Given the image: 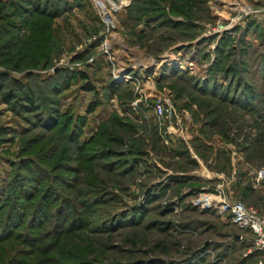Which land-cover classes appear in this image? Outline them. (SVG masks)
I'll list each match as a JSON object with an SVG mask.
<instances>
[{"label": "rangeland", "instance_id": "374dc122", "mask_svg": "<svg viewBox=\"0 0 264 264\" xmlns=\"http://www.w3.org/2000/svg\"><path fill=\"white\" fill-rule=\"evenodd\" d=\"M98 1L0 0V264H264L208 206L264 213V0H131L110 31ZM237 67L251 103L220 94ZM166 93L180 124L154 114Z\"/></svg>", "mask_w": 264, "mask_h": 264}, {"label": "built area", "instance_id": "2783aa9c", "mask_svg": "<svg viewBox=\"0 0 264 264\" xmlns=\"http://www.w3.org/2000/svg\"><path fill=\"white\" fill-rule=\"evenodd\" d=\"M120 1L121 6H116L115 2L108 0L109 8L106 5L101 4L98 1L97 7L99 12L104 19V23L107 25L109 31L110 29L115 28V24L117 23L116 15H118L122 9V6L128 7L131 0H118ZM233 12H238L240 16L243 18L248 17L249 15H253L254 11L248 6H241L239 4L234 5L231 8ZM220 30L226 29V27H219ZM166 93L163 98L159 99L154 106V114L155 116L163 121V122H171L173 120H177L178 124H180V118L178 117L176 111L173 109V102L170 99V95ZM257 181L264 179V169L257 173ZM223 203L220 205V209L222 211L227 210L231 216L233 223L239 226L241 229H248L255 239V247L260 250L264 251V213H258L256 210L247 208L245 205L241 203L230 204L227 201H210L208 202V206L217 207L216 204Z\"/></svg>", "mask_w": 264, "mask_h": 264}, {"label": "trees", "instance_id": "16d2710c", "mask_svg": "<svg viewBox=\"0 0 264 264\" xmlns=\"http://www.w3.org/2000/svg\"><path fill=\"white\" fill-rule=\"evenodd\" d=\"M28 4L31 5L30 7L34 10V12L36 14H41V15H43V16L47 17L48 19H51V20H54V19L58 18L60 16V14H61L59 10L51 12V10L54 8L51 1H45V5L44 6H42L41 4L37 3L38 7L35 6L36 3H34V2L32 3L31 1ZM14 5H17V4H14ZM33 6H35V7H33ZM232 41H233L232 39H229V38L226 37V39H224L221 42V44H220V46L218 48V55L223 54V56L227 57L229 55L233 56V55L237 54L236 50L228 51V52L225 50V49L229 48V45H231ZM242 47H243V49H247L246 46H242ZM217 61H218V58H217ZM217 61L213 65V67L211 69L212 75L214 77H215L216 70L219 68V62L217 63ZM217 66H218V68H217ZM233 68L229 71V74H228L229 86H227L225 88V87L218 86L219 84L217 85L219 87V89H221V92H220L221 96H223L227 101L234 100L236 103H245V102L251 103L253 101V97L255 95L254 91L250 87L246 86V84L242 83L240 78L237 77L238 67L235 68V69H233ZM230 77H232V78L230 79ZM82 78L86 79V76L82 75ZM232 79L234 80V82H232ZM8 80H9V76L6 73L0 72V94H2L3 101L6 104H9L12 101L16 100V96L14 95V93H12V92H9L7 94L5 93V90H6L5 86H6V83H7ZM17 86H19V85H17ZM87 89L92 91V88H90V87H87ZM25 109L28 110V108H26V107H25ZM30 110H32V108H30ZM33 110H36V108H33ZM89 112L92 113L93 109L91 108L89 110ZM44 122H46V120H44ZM57 126L59 127V123H58ZM69 136H70V139L73 140V136H74L73 133H70ZM93 142L94 141L88 142L86 145H84L86 143L85 141L81 142L80 138H78V137H77V139H75V143H76L75 145L79 148L80 151H83L85 147L91 145ZM40 166H42V165L40 164ZM39 177H40V179H42L41 183H43L44 180H48V178L46 177L45 173H43V172L39 175ZM16 182H17L16 184H20V181L16 180ZM56 195H57V192H56ZM2 205L3 204L0 202V206H2ZM85 207H86V209H93L92 203L90 205L86 204ZM69 210L72 212V216H73L71 218V220H70V225H69V228H68L70 231H74L75 230V226H79V225H81V223H82V225H85V218H84L85 213H82V216L80 217L81 220H80L77 217V215L74 213V211H73V209L71 207H70ZM136 213H138L139 217L137 216ZM136 213H135L136 216L130 222H128V224H131V223L136 224V223L140 222V217H142L144 215L143 214L144 212H143V210H140V209L137 208L136 209ZM10 222H11V224H13L12 220L10 221V217H9L8 225L5 224L7 226V228L9 227ZM12 231H14V230H12Z\"/></svg>", "mask_w": 264, "mask_h": 264}, {"label": "bare ground", "instance_id": "6f19581e", "mask_svg": "<svg viewBox=\"0 0 264 264\" xmlns=\"http://www.w3.org/2000/svg\"><path fill=\"white\" fill-rule=\"evenodd\" d=\"M231 7V6H230ZM224 19V18H223ZM226 21V20H225ZM228 21V20H227ZM222 201V200H221ZM217 202V201H216ZM206 206V205H205ZM210 207V206H209ZM219 210H220V208H219Z\"/></svg>", "mask_w": 264, "mask_h": 264}]
</instances>
